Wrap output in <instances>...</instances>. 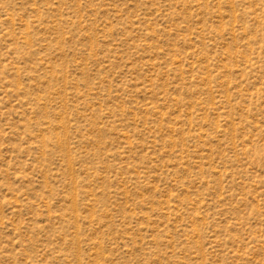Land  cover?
<instances>
[{
  "label": "rangeland",
  "instance_id": "rangeland-1",
  "mask_svg": "<svg viewBox=\"0 0 264 264\" xmlns=\"http://www.w3.org/2000/svg\"><path fill=\"white\" fill-rule=\"evenodd\" d=\"M0 264H264V0H0Z\"/></svg>",
  "mask_w": 264,
  "mask_h": 264
}]
</instances>
